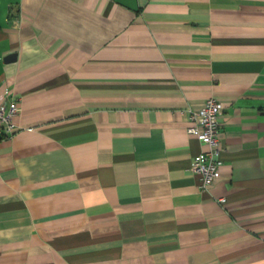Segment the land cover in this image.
<instances>
[{"label":"crops","instance_id":"crops-1","mask_svg":"<svg viewBox=\"0 0 264 264\" xmlns=\"http://www.w3.org/2000/svg\"><path fill=\"white\" fill-rule=\"evenodd\" d=\"M0 97V264H264V0H0Z\"/></svg>","mask_w":264,"mask_h":264},{"label":"built area","instance_id":"built-area-1","mask_svg":"<svg viewBox=\"0 0 264 264\" xmlns=\"http://www.w3.org/2000/svg\"><path fill=\"white\" fill-rule=\"evenodd\" d=\"M224 109L223 102L217 97L208 98L203 105L197 108H190L191 125L187 130L195 135L207 149L200 151L194 156L192 167L201 180L203 190L220 177V114ZM20 110L16 100H7L0 97V134H12L15 128L13 115ZM220 202L225 203L226 198L220 197Z\"/></svg>","mask_w":264,"mask_h":264},{"label":"water","instance_id":"water-1","mask_svg":"<svg viewBox=\"0 0 264 264\" xmlns=\"http://www.w3.org/2000/svg\"><path fill=\"white\" fill-rule=\"evenodd\" d=\"M15 56H16L15 53H12V54H10V55L7 57V59L14 58Z\"/></svg>","mask_w":264,"mask_h":264}]
</instances>
